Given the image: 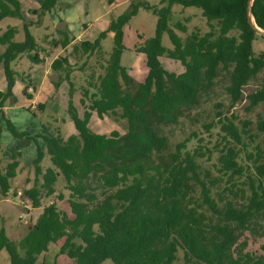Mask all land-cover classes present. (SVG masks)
I'll use <instances>...</instances> for the list:
<instances>
[{"label": "trees", "instance_id": "obj_1", "mask_svg": "<svg viewBox=\"0 0 264 264\" xmlns=\"http://www.w3.org/2000/svg\"><path fill=\"white\" fill-rule=\"evenodd\" d=\"M59 1L38 3L49 13ZM159 4L131 0L130 9L113 16L94 40L55 30L58 38L42 47L30 31L33 23L21 25V41H16L18 27L0 34L5 80L0 91V138L6 131L15 140L33 143V178H26L31 186L20 191V198L32 209H41L19 241L0 230V252L8 254L9 264H37L59 242L57 256L70 264H172L175 246L151 251L167 234L200 264H264V51L253 50V42L264 37L248 23V0ZM173 5L199 10L209 31L192 29L185 38L178 36L173 28L186 33L187 26H174ZM21 9L18 0H0V21L22 18ZM140 9L155 12L158 20L154 35L135 47L144 57L147 74L129 93L131 78L121 65L124 28ZM251 14L264 30V0H252ZM108 34L113 46L106 57L102 41ZM163 34L171 49L162 45ZM69 46L68 56L54 59L50 70L55 88L67 85V113L76 134L64 138L59 127L52 135L19 131L4 108L17 81L23 84L21 95L32 99L28 93L32 80L13 70L12 64L24 54L40 64L44 62L40 52L50 55ZM162 57L179 62L183 72L167 71ZM251 85L255 89L245 95ZM76 93L81 113L73 103ZM241 104L248 113L261 107V114L254 120L241 118L234 112ZM146 107L161 123L187 127L189 132L176 144L168 167H146L134 160L161 153L168 145L153 129ZM38 109L43 110L42 105ZM94 114L124 127L130 144L120 149L122 163L111 155L120 147L119 132L94 133L88 127ZM21 157L20 149L11 150L0 141L3 197L12 189ZM46 157L49 165L43 167ZM60 178L63 186L57 191ZM62 202L70 214L61 208ZM250 241H262L259 253L248 249Z\"/></svg>", "mask_w": 264, "mask_h": 264}, {"label": "rangeland", "instance_id": "obj_2", "mask_svg": "<svg viewBox=\"0 0 264 264\" xmlns=\"http://www.w3.org/2000/svg\"><path fill=\"white\" fill-rule=\"evenodd\" d=\"M30 1H33L32 3H36L34 6L30 7L31 11L26 13V20L28 22L32 21L31 23L34 24V26L30 28V31L40 46L48 47L46 44L47 40L51 39L52 37L58 38L55 30H57V26L61 25V23L64 24V21L52 25V23H50L48 20L49 13H40V15L36 16V13L38 14L40 12V5L36 2V0ZM108 1L109 0H60L58 7H60V16H62L63 20L65 19L69 21L71 26L81 32L83 39L94 40L100 30L103 28V22H98L96 24H93V22L99 14L107 11ZM147 1L152 6L160 5V0ZM62 4L66 5L68 9H62L61 6H64ZM130 7L131 1L117 9V11L113 12L109 17L117 16L120 13L127 12ZM34 9L36 10L34 11ZM171 11L173 12L172 21L174 22V26L176 23L187 26L186 33H183L177 28L174 29L172 27L174 32L181 38H185L187 33L192 31V29L199 30L201 34L209 31L205 20L200 16L199 10L194 8H182L178 5H173ZM112 18L113 17H111V19ZM106 19H108V16H106ZM183 19L187 20V24ZM157 20L158 16L155 12L141 9L138 15L134 17L126 26V37L124 41L121 65L126 69L131 78L130 86L127 89V92L129 93L135 92L137 85L143 81L147 74L144 58L135 51V47L143 44V37L150 38L154 35ZM169 24L172 26L171 20ZM21 25L22 23L18 19H4L0 22V34H2L9 27H18L20 29V33L16 37V41H21ZM162 45L166 48L171 46V42L167 34H164L162 37ZM112 46L113 41L112 35L110 34V37H108L102 45L104 56H109L112 51ZM253 50L256 53L263 52L264 40L257 39L254 41ZM70 51L71 47L69 46L66 50L58 49L51 52L50 55L46 54V52H40L41 54H44L47 59L44 60L43 64H41V69L39 70L40 72L37 73L38 76L35 82L38 84V88L33 89L31 86V89L28 90V93L34 97V100H29L28 98L23 97L21 95L23 84H21L19 81L16 82L17 88L14 89V96H11L13 99L10 97L6 102L4 112L9 113L8 118L15 124L18 130H25L33 134L38 133L42 135H52L54 128L59 127L64 138L76 134L73 124L67 113V89L62 88L66 84L62 83L58 88H55L52 83V76L47 75V73H50L48 63L57 56H68ZM69 61L73 63L71 58H69ZM160 61L162 66L168 71L180 73L183 70L179 62H175L164 57L160 58ZM30 67V62L26 58H21L12 68L15 71L23 73L33 72L32 70H36V68L31 70ZM254 89L255 87L252 85L247 86L244 89L245 95L251 93ZM78 99L79 95L76 93L73 98V103L77 106L79 112L81 113L82 107ZM38 105H42L43 110L38 109ZM26 109H29L31 112L36 114V116L34 117L31 113L26 112ZM145 112L150 118L153 129L158 135L167 139L168 145L167 148L161 153H153L147 157L139 156L134 160L142 162L146 167H168L172 164V155L175 154L176 144L182 141L189 133L187 127L172 126L161 123L155 116L152 115L148 107L145 108ZM234 112L237 113L241 118H251L254 120L259 114H261V107H258L252 112L248 113L245 109V104H241L234 109ZM0 122H2V120ZM88 127L94 133L108 134L113 130H117L119 132L121 140L120 147L117 150L112 151L111 155L115 156L118 161L122 163L123 159L120 149L130 144L124 127L109 118L99 120L95 114L92 116ZM3 132L6 136H8L5 138L3 137V143L1 134L0 141L4 147L7 146L11 150H14L15 148L20 149L22 157L17 176L12 182V190L6 197L0 195V230L4 229L10 240L19 241L25 236L28 225L34 223L37 216L41 213V209L34 210L27 202H24L22 198H20V190H18L31 186V183L26 182V178H33V170L31 167L32 159L30 158L31 152L27 150V146L33 147V155H35V148L32 142L25 139L24 141H26V146L21 144L20 147V144H17L20 140H15L6 131ZM39 143L43 148L44 143L41 140ZM47 165H49V160L46 157L43 162V167H46ZM62 186L63 182L60 178L56 186L57 191L60 190ZM60 206L64 211L70 214L66 202H62ZM261 243L262 241H250L248 249L252 252L259 253V246ZM60 245L61 242H59L58 245H52L47 253L40 256L37 264H40L41 262H45L47 264H53L54 262L56 264H70L66 257L57 256ZM171 245L175 246L172 264H200L191 256H189L186 251L182 250L179 243L170 234H167L164 239L158 240L152 246L151 251H164ZM0 264H9L8 254L5 251L0 252Z\"/></svg>", "mask_w": 264, "mask_h": 264}, {"label": "crops", "instance_id": "obj_3", "mask_svg": "<svg viewBox=\"0 0 264 264\" xmlns=\"http://www.w3.org/2000/svg\"><path fill=\"white\" fill-rule=\"evenodd\" d=\"M20 3H21V5H22V9H21V13H22V18H15V19H18L22 24H27V23H31V22H28L27 20H26V17H27V15H26V13L29 11H31L30 10V7L31 6H34V4H36V3H32L30 0H18ZM129 1H131V0H113V2L111 3V4H108L107 6H108V8H107V11H104L102 14H99L96 18H95V20H94V22H93V24H96V23H98V22H103V28L100 30V32H102L103 30H105L106 28H107V26H108V23L110 22V20H111V17H113V16H111V17H109L110 15H112V13L113 12H116L117 11V9H119L120 7H122V6H124L125 4H127ZM147 1V0H146ZM150 1V0H149ZM36 2L38 3V0H36ZM148 2V1H147ZM39 4V3H38ZM37 4V5H38ZM58 4H59V2H58ZM58 4L54 7V9H52L50 12H49V22L50 23H52V25H55V24H57V23H60V22H63L64 21V27L62 26L61 27V30L60 31H64V30H66V32L68 33V35L70 36V37H76L78 40H80V39H83V37H82V34H81V32H79L76 28H74L73 26H71L70 25V23H69V21H67V20H63V18H62V16H60V7H58ZM40 5V4H39ZM62 5H64V4H62ZM62 7V9L63 8H67L66 7V5H64V6H61ZM68 9V8H67ZM67 9H64V10H67ZM36 9H34V11H35ZM141 10V9H140ZM139 10V11H140ZM142 10H144V9H142ZM146 11V10H145ZM40 13H43V14H45V13H48V12H42L41 11V9H40V12L37 14L36 13V16L37 15H40ZM139 13V12H138ZM120 14H122V13H120ZM120 14H118V15H120ZM117 15V16H118ZM138 15V14H137ZM106 16H108V19H106ZM116 17V16H115ZM8 18H11V17H8ZM4 19H7V18H4ZM3 19V20H4ZM2 20V21H3ZM59 20V21H58ZM1 22V21H0ZM127 26V25H126ZM126 26H125V28H124V41H125V37H126ZM89 29V28H88ZM99 32V33H100ZM98 33V34H99ZM112 35V34H111ZM164 35V34H163ZM163 35H162V37H163ZM98 36V35H97ZM108 37H110V34H108L107 35V37H106V39L108 38ZM151 38V37H150ZM106 39H104L103 41H102V45H103V42L106 40ZM143 39L145 40V39H148V38H144L143 37ZM84 40H86V39H84ZM161 40H162V38H161ZM169 49H171L172 48V46H170V47H168ZM40 55L44 58V60H46L47 58H46V56L44 55V54H41L40 53ZM141 55V54H140ZM58 57V56H57ZM56 57V58H57ZM21 58H26L29 62H30V64H31V67H30V69L32 70L33 68H36V70H32L33 72H28V73H26V74H29L30 75V77H31V80H32V87H33V89H37L38 87H37V83L35 82L36 81V78H37V76H38V72H40L39 70L41 69V64H43V63H40V64H34V63H32L29 59H28V57H27V55H21V56H19L18 57V59L12 64V67L15 65V63L16 62H18ZM55 58V59H56ZM144 58V57H143ZM53 60H54V58H53ZM53 60H51L48 64H49V71H50V73H47V75L48 76H52V73H51V70H50V65H51V63H52V61ZM181 65V64H180ZM183 68V67H182ZM13 69V68H12ZM168 71V70H167ZM169 72H171V71H169ZM181 72H183V70L181 71ZM180 72V73H181ZM21 73H23V72H21ZM31 73V74H30ZM172 73H175V72H172ZM176 74H178V73H176ZM144 80V79H143ZM141 83V82H140ZM67 85H65V86H63L62 88L63 89H67V87H66ZM17 88V85H16V83H15V86H14V88H13V94H14V89H16ZM5 89V80H4V76H3V73H2V70L0 69V91L1 90H4ZM21 89H22V86H21ZM29 89H31V88H29ZM30 100H34V97L32 96V99H30ZM15 108V107H14ZM11 110V109H10ZM12 110H14V109H12ZM9 112V111H8ZM27 112V111H26ZM14 113V112H13ZM7 114V116L9 117V113H6ZM15 115V114H14ZM24 118V117H23ZM25 119V118H24ZM23 128V127H22ZM20 131V130H19ZM21 131H25V130H21ZM3 137L5 138V137H8V136H6L5 134H4V132L2 131V142L4 143V140H3ZM29 143V142H28ZM17 144H20V147H21V144L22 145H25L26 146V141H24L23 139L22 140H20V141H18V143ZM16 144V145H17ZM7 147V146H6ZM29 147V148H28ZM9 148V147H8ZM27 150L29 151V152H31L30 153V158L31 159H34V157H35V155H33V147H31V146H27ZM15 180V179H14ZM26 188H28V187H26ZM24 189V188H23ZM12 190V189H11ZM18 190H22V189H18Z\"/></svg>", "mask_w": 264, "mask_h": 264}, {"label": "water", "instance_id": "obj_4", "mask_svg": "<svg viewBox=\"0 0 264 264\" xmlns=\"http://www.w3.org/2000/svg\"><path fill=\"white\" fill-rule=\"evenodd\" d=\"M251 3H252V0H248V4H247V18H248V23L249 25L255 30V32L259 35V36H262L264 37V30H261L259 29L255 23H254V20L252 18V14H251ZM64 27L65 25L63 23H61V25L57 26V30L60 31L61 30V27ZM11 99H13V97H11Z\"/></svg>", "mask_w": 264, "mask_h": 264}]
</instances>
